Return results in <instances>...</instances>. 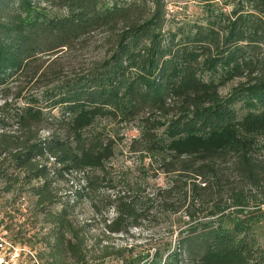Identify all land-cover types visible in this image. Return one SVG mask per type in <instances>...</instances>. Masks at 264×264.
Instances as JSON below:
<instances>
[{
    "label": "trees",
    "instance_id": "trees-1",
    "mask_svg": "<svg viewBox=\"0 0 264 264\" xmlns=\"http://www.w3.org/2000/svg\"><path fill=\"white\" fill-rule=\"evenodd\" d=\"M202 11L175 29L164 0H0V200L28 188L49 226L43 243L53 263L66 253L87 262V236L68 208L85 199L103 212L98 195L117 136L110 126L131 124V150L169 176L151 197L186 219L174 242L154 246L165 253L155 248L129 264H264V0H211ZM95 32L110 43L84 71L37 93L12 85L38 74L41 54ZM67 173L78 182L54 207L52 175ZM103 200L114 211L103 218L108 234L140 224L139 195Z\"/></svg>",
    "mask_w": 264,
    "mask_h": 264
},
{
    "label": "rangeland",
    "instance_id": "rangeland-1",
    "mask_svg": "<svg viewBox=\"0 0 264 264\" xmlns=\"http://www.w3.org/2000/svg\"><path fill=\"white\" fill-rule=\"evenodd\" d=\"M211 0H164L166 7L167 24L173 28L188 26L194 21H199L203 16V5ZM218 4L222 0H216ZM52 12L60 10L51 6ZM230 9V7L226 8ZM109 38L104 32H95L88 38L76 42L62 51L55 54H41L42 63L38 74L33 77L31 71L20 77L12 85L18 86L23 94L37 93L44 89L51 81L58 76L73 75L87 69L94 61L101 59L109 46ZM44 72V73H43ZM42 73L40 76H38ZM238 80H233L221 86L219 92L222 96L227 95ZM17 87L9 91V98L12 99L13 92ZM8 93V92H7ZM3 92L0 91V103H2ZM56 113V111H55ZM131 124H115L110 126L117 133L115 136L116 146L114 154L105 163L104 182L101 184L99 193L101 214H95L85 199H78L70 203L68 208L69 218L75 226H82L87 236V262L85 264H129L131 259L138 256H151L155 248L161 249L164 253L167 247H154L158 243L171 240L174 242L176 230L181 225V221L186 219L183 213H172L165 206L159 204L151 196L159 186H165L169 176L159 172L154 164H143L140 160L139 152L132 151L130 143L137 130ZM47 129L42 133L47 134ZM260 155L264 156V148ZM53 192L56 195L57 203L54 207H59L60 203H65L70 197L73 184H77L78 176L67 173L63 176L54 174ZM72 180L74 183L72 184ZM108 181V182H107ZM129 190L130 195H139L141 200H145L143 206V217L138 225L131 226L127 233L108 234L104 227L103 218L114 215L112 208L106 210L104 197L123 193ZM1 191V183H0ZM127 193V192H126ZM0 200V225L7 231V235H17L16 242L22 246L29 247L38 258L40 264H79L69 253L61 255L56 262L51 261L48 256L49 247H45L43 237L49 229L48 224L43 222V214L40 207L35 208L27 187L16 185L13 193H6ZM147 197L152 200H147ZM101 201V202H100ZM7 225V226H6ZM101 240L107 243L106 252L101 247H93V241ZM126 246V247H124ZM131 246V247H130ZM172 248V247H171ZM106 256H103V255ZM150 259H143L140 264H148ZM21 264H34L32 258L24 257Z\"/></svg>",
    "mask_w": 264,
    "mask_h": 264
},
{
    "label": "built area",
    "instance_id": "built-area-1",
    "mask_svg": "<svg viewBox=\"0 0 264 264\" xmlns=\"http://www.w3.org/2000/svg\"><path fill=\"white\" fill-rule=\"evenodd\" d=\"M24 257H30L34 264H40L29 247L14 242L0 225V264H21Z\"/></svg>",
    "mask_w": 264,
    "mask_h": 264
}]
</instances>
